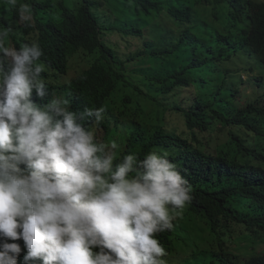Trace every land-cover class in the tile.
I'll list each match as a JSON object with an SVG mask.
<instances>
[{"label": "trees", "instance_id": "1", "mask_svg": "<svg viewBox=\"0 0 264 264\" xmlns=\"http://www.w3.org/2000/svg\"><path fill=\"white\" fill-rule=\"evenodd\" d=\"M19 3L33 8L35 25L20 27L8 46L37 40L59 76L66 75L73 58L82 57L88 70L69 87L82 104L106 108L102 139H116L125 153L141 158L157 148L169 150L191 185L192 200L174 221L175 230L158 235L168 264H264V87L255 102L241 108L236 88L244 83L242 71L235 76L227 70L233 58L264 70V1ZM19 3L0 2V25L18 19ZM170 95L179 101L166 103ZM168 108L183 115L189 130L184 136L191 135L192 144L167 131ZM117 118L127 133L114 123ZM217 126L241 134L230 132L228 141L215 147L195 134L214 133ZM246 134L254 136L252 143ZM130 139L139 150L128 147ZM238 240L248 244L236 249ZM236 250L247 259L233 255Z\"/></svg>", "mask_w": 264, "mask_h": 264}, {"label": "clouds", "instance_id": "2", "mask_svg": "<svg viewBox=\"0 0 264 264\" xmlns=\"http://www.w3.org/2000/svg\"><path fill=\"white\" fill-rule=\"evenodd\" d=\"M17 13L11 26L0 25V264H168L158 235L175 230L192 200L172 153L157 148L141 158L102 139L106 108L82 104L69 87L88 70L84 59L59 76L37 40L8 46L20 27L35 25L30 4ZM75 65L80 71L65 82ZM163 118L168 132L189 131L172 108ZM128 147L139 150L132 139Z\"/></svg>", "mask_w": 264, "mask_h": 264}, {"label": "rangeland", "instance_id": "3", "mask_svg": "<svg viewBox=\"0 0 264 264\" xmlns=\"http://www.w3.org/2000/svg\"><path fill=\"white\" fill-rule=\"evenodd\" d=\"M264 1V0H259ZM107 40L116 44L118 43V40L115 36H108ZM121 49L123 52H125V46L121 45ZM79 63V61H78ZM227 70L231 72L232 74H235V76L240 75L243 77V84H239L236 88V90L240 91V95L238 98L239 106L241 108L245 107L249 103L255 102L262 94L263 90L261 87H264V70L261 69L254 61H247L242 64L240 61V58H233L227 67ZM80 71L78 65H75V67L71 70L68 78L65 80V82L69 81L70 79L76 77V73ZM239 71H242L241 73H238ZM238 73V75H237ZM55 79L59 80L58 77ZM233 79V78H232ZM235 80L238 82L239 79L235 78ZM231 81V80H229ZM167 121L172 124L173 128H178V133H182L185 131L184 127H182V120L174 115L169 114L167 116ZM238 133L241 134L239 129L231 128L227 130H220L217 129L214 133H208V134H198V138L206 145L210 147H215L217 145H223L225 144L229 139V133ZM246 137H248V142L252 143L254 141V136L251 134H246ZM214 150V149H213ZM228 236V235H227ZM248 244L246 241L238 240L236 243L235 248L241 249L245 247ZM264 247V245H263ZM233 255H240V260L247 259L246 256H242L239 254V252L236 250V252ZM231 258H233L231 256Z\"/></svg>", "mask_w": 264, "mask_h": 264}]
</instances>
